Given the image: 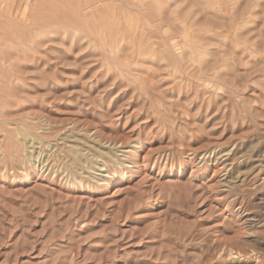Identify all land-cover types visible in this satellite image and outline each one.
I'll return each mask as SVG.
<instances>
[{"label": "rangeland", "instance_id": "374dc122", "mask_svg": "<svg viewBox=\"0 0 264 264\" xmlns=\"http://www.w3.org/2000/svg\"><path fill=\"white\" fill-rule=\"evenodd\" d=\"M0 140V264H264V0H0Z\"/></svg>", "mask_w": 264, "mask_h": 264}, {"label": "bare ground", "instance_id": "6f19581e", "mask_svg": "<svg viewBox=\"0 0 264 264\" xmlns=\"http://www.w3.org/2000/svg\"><path fill=\"white\" fill-rule=\"evenodd\" d=\"M105 7V6H104ZM146 9V8H145ZM114 10V9H113ZM108 11V10H107ZM134 19V18H133ZM114 20V19H113ZM115 21V20H114ZM116 23H119V22H116ZM161 24V23H160ZM141 50V49H140ZM1 141V140H0Z\"/></svg>", "mask_w": 264, "mask_h": 264}]
</instances>
